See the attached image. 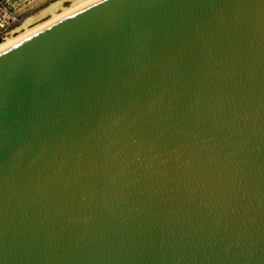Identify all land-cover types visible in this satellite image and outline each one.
<instances>
[{"label": "water", "instance_id": "95a60500", "mask_svg": "<svg viewBox=\"0 0 264 264\" xmlns=\"http://www.w3.org/2000/svg\"><path fill=\"white\" fill-rule=\"evenodd\" d=\"M0 264H264V0H84L0 46Z\"/></svg>", "mask_w": 264, "mask_h": 264}, {"label": "built area", "instance_id": "2783aa9c", "mask_svg": "<svg viewBox=\"0 0 264 264\" xmlns=\"http://www.w3.org/2000/svg\"><path fill=\"white\" fill-rule=\"evenodd\" d=\"M30 0H0V41L22 29L37 4Z\"/></svg>", "mask_w": 264, "mask_h": 264}, {"label": "rangeland", "instance_id": "374dc122", "mask_svg": "<svg viewBox=\"0 0 264 264\" xmlns=\"http://www.w3.org/2000/svg\"><path fill=\"white\" fill-rule=\"evenodd\" d=\"M75 1L77 0H30L29 3L37 4V6H35L34 11L31 13V17L25 22V28L34 26L52 17L54 14L62 11L63 7L72 5ZM54 4L58 6L53 7L55 9L52 8Z\"/></svg>", "mask_w": 264, "mask_h": 264}, {"label": "bare ground", "instance_id": "6f19581e", "mask_svg": "<svg viewBox=\"0 0 264 264\" xmlns=\"http://www.w3.org/2000/svg\"><path fill=\"white\" fill-rule=\"evenodd\" d=\"M82 1H84V0H77V1H75L72 5H69V6H65V7H63L62 11H60V12L54 14L52 17H49V18H47L46 20H44V21H42V22H40V23H38V24H36V25H34V26H30V27L25 28V25H24V26L22 27L23 30L20 29V30H18L15 34H13V35H11V36H8V37L5 38L4 40L0 41V46H2V45H4V44L8 43L9 41H11V40L17 38L18 36H20V35H22V34L28 32L29 30H31V29L37 27L38 25H40V24H42V23L48 21L49 19H51V18H53V17L59 15L60 13L66 11V10H68V9H70L71 7H73V6L77 5V4H79V3L82 2ZM56 5H57V4H54V5L52 6V8L55 7ZM56 7H58V6H56ZM53 9H55V8H53ZM51 10H52V9H51ZM53 11H54V10H53ZM30 17H31V16H30ZM30 17H28L27 20H28ZM27 20H26V21H27ZM21 30H22V31H21Z\"/></svg>", "mask_w": 264, "mask_h": 264}]
</instances>
